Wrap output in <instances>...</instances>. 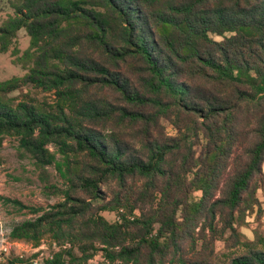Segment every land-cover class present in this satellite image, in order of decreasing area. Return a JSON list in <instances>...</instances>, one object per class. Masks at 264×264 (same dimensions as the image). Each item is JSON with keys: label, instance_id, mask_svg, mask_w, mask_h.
Returning <instances> with one entry per match:
<instances>
[{"label": "trees", "instance_id": "16d2710c", "mask_svg": "<svg viewBox=\"0 0 264 264\" xmlns=\"http://www.w3.org/2000/svg\"><path fill=\"white\" fill-rule=\"evenodd\" d=\"M13 7L1 49L26 29L28 73L1 84L0 95L33 85L54 101L47 108L0 99V136L18 137L42 166L57 163L49 144L62 147L59 170L70 185L63 203L14 237L38 245L51 235L82 253L48 264H86L97 251L111 264H216L218 241L247 251L226 264H264V238L243 243L234 226L264 164V0H15ZM250 119L247 133L242 123ZM241 135L251 142L217 196ZM80 156L82 168L73 163Z\"/></svg>", "mask_w": 264, "mask_h": 264}, {"label": "rangeland", "instance_id": "374dc122", "mask_svg": "<svg viewBox=\"0 0 264 264\" xmlns=\"http://www.w3.org/2000/svg\"><path fill=\"white\" fill-rule=\"evenodd\" d=\"M14 1L0 0V28L15 17ZM0 36H2L1 33ZM212 38L218 42L223 41L220 36L212 35ZM30 47L31 37L26 29L18 31L14 37L8 39V51H2L0 43V85L14 78H23L28 73V65L27 67L24 65L22 58ZM0 96L2 97L0 99L12 106L28 103L50 108L54 101L53 94L45 93L33 85H26L10 93H1ZM162 125L165 127L166 134L177 135L174 127L167 121H163ZM242 125L249 133L255 126V121L246 120ZM238 138L240 143H236L231 148L229 159L231 167L221 176L216 189L217 196L226 189L236 158L251 142L249 136L241 135ZM199 140L195 147L197 153L201 152L205 144L203 136L200 135ZM46 148L56 156V164L42 166L22 147L18 137L0 136V264H48L58 255L62 256V261L70 263V257L66 256V253L70 251L82 257V253L77 248L73 249L71 243L58 241L51 235L44 236L38 245L14 237V231L18 226L24 222L36 220L44 212L52 210L54 206L65 201L64 194L70 185L62 177L59 168L66 163V157L62 147L56 144H49ZM85 162V156L73 160V163L80 164L81 168ZM106 189L105 186L103 190ZM194 198L201 199L202 192H196ZM94 205L97 203L94 202ZM102 216L112 223L119 221L117 213L103 212ZM234 226L243 243L256 242L260 236L264 238V164L251 181L250 190L245 196L241 211L235 215ZM230 236L231 233L228 231L226 240ZM245 253L247 251L243 247L232 250L224 241H218L215 263L226 264L234 256ZM86 264L111 263L104 257L102 251H97Z\"/></svg>", "mask_w": 264, "mask_h": 264}]
</instances>
